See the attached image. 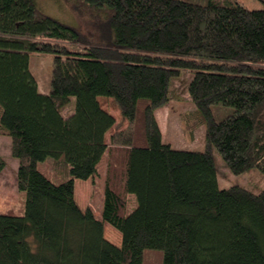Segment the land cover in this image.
I'll return each mask as SVG.
<instances>
[{"label":"trees","instance_id":"1","mask_svg":"<svg viewBox=\"0 0 264 264\" xmlns=\"http://www.w3.org/2000/svg\"><path fill=\"white\" fill-rule=\"evenodd\" d=\"M61 1L108 44L35 0H0V134L18 159L24 202L22 214L0 212V264H141L145 248L161 249L162 264H264V187H218L210 151L235 174L264 175V0ZM30 52L53 56L47 93ZM181 70L193 71L203 151L172 147L155 116ZM100 96L128 122L109 142L115 118ZM103 162L97 216L76 202L74 180L93 181Z\"/></svg>","mask_w":264,"mask_h":264},{"label":"rangeland","instance_id":"2","mask_svg":"<svg viewBox=\"0 0 264 264\" xmlns=\"http://www.w3.org/2000/svg\"><path fill=\"white\" fill-rule=\"evenodd\" d=\"M200 1V0H192ZM248 8H260L263 5L259 0H236ZM37 7L44 13L56 17L59 20L77 27L81 32L87 35L89 41L95 44H108L109 37H98L87 20L75 14L61 0H35ZM52 54L30 52L28 54V65L32 72L38 91L47 93L50 90V74L52 68ZM193 76L191 70H181V72L170 78L168 99L157 110V122L161 124L163 136L166 142L172 147L179 149H188L195 151H203L205 145V123L199 122V112L196 104L191 100L188 93V84ZM101 106L111 113L115 118V124L110 131L107 132L105 139L109 142L110 135L113 132L123 130L127 127V120L123 119L120 111L111 97H99ZM74 106V101L68 103L63 109V114H68ZM215 111V110H214ZM215 117H220L216 115ZM196 119L198 122L195 125ZM191 124V125H190ZM4 138V137H1ZM7 138V144L4 148L0 146L1 153L5 160V166L1 175V183L6 185L2 198L8 201L7 205L12 208L16 214L23 213V196L16 186V170L18 167V159L10 153V138ZM211 154L216 170V179L218 187L227 188L229 186L238 185L253 192H259L264 187V175L258 168H250L242 173L235 174L225 164L220 154L215 148H211ZM52 160L47 161L43 165L46 175L47 168H52ZM49 165V166H48ZM64 170V165H59ZM49 169V168H48ZM101 176L89 180L76 179L74 186V197L81 208L91 206L94 213L99 216L103 202V175L105 172V163H101L98 167ZM135 206V199L131 198L128 203V211ZM104 235L113 242L119 244L121 241L120 232L111 224L104 223ZM141 264H162L163 251L156 248H145L142 252Z\"/></svg>","mask_w":264,"mask_h":264},{"label":"crops","instance_id":"3","mask_svg":"<svg viewBox=\"0 0 264 264\" xmlns=\"http://www.w3.org/2000/svg\"><path fill=\"white\" fill-rule=\"evenodd\" d=\"M101 97V96H100ZM102 97H105V96H102ZM98 99H99V97H98ZM155 116H156V119H158L157 118V113L155 112ZM158 121V120H157ZM158 125H159V127H160V130H161V135H162V138L164 139V136H163V131H162V128H161V124H159V122H158ZM5 136H7V135H3V134H0V146H2V148H3V146H4V148H5V146H6V144H7V138H5ZM1 137H4V138H1ZM9 137V136H8ZM10 138V137H9ZM165 140V139H164ZM0 154L2 155V153H1V150H0ZM3 156V155H2ZM47 162V161H46ZM3 170H4V168L2 169V171L0 172V212H4V211H7V210H11L12 211V208H11V206L12 205H10V208L8 207V205H7V203H8V201H4L3 200V198H2V194L4 193V188H7L6 186L8 185V187H9V184L8 183H6V185H5V183H4V185L1 183V175H2V173H3ZM90 178H88V179H85V180H89ZM75 181H76V179L74 180V184H75ZM75 186V185H74Z\"/></svg>","mask_w":264,"mask_h":264}]
</instances>
